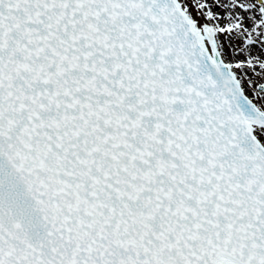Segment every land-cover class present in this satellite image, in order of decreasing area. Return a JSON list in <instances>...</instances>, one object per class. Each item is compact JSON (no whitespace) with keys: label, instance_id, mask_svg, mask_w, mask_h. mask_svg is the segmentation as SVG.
Instances as JSON below:
<instances>
[{"label":"snow or ice","instance_id":"1","mask_svg":"<svg viewBox=\"0 0 264 264\" xmlns=\"http://www.w3.org/2000/svg\"><path fill=\"white\" fill-rule=\"evenodd\" d=\"M0 264H264V0H0Z\"/></svg>","mask_w":264,"mask_h":264}]
</instances>
